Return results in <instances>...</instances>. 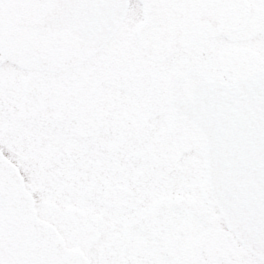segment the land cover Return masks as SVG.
<instances>
[{
    "label": "snow or ice",
    "instance_id": "obj_1",
    "mask_svg": "<svg viewBox=\"0 0 264 264\" xmlns=\"http://www.w3.org/2000/svg\"><path fill=\"white\" fill-rule=\"evenodd\" d=\"M0 264H264V0H0Z\"/></svg>",
    "mask_w": 264,
    "mask_h": 264
}]
</instances>
